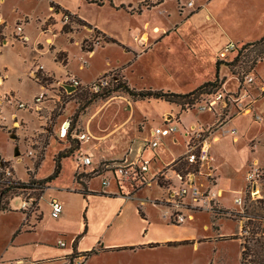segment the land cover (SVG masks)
<instances>
[{
    "label": "crops",
    "instance_id": "0c3cea01",
    "mask_svg": "<svg viewBox=\"0 0 264 264\" xmlns=\"http://www.w3.org/2000/svg\"><path fill=\"white\" fill-rule=\"evenodd\" d=\"M110 1L115 7L125 6V9L111 7L108 0H102V6L86 0L0 1V15L9 28L20 20H26L24 35L27 37L25 43L8 40L0 51V74L4 77L0 85V100L7 117L6 130L11 128L8 115L13 110L3 101L5 94H14L19 100L30 102L43 90H46L47 94L53 92L56 83L62 82L67 75L74 76L82 84H89L106 72L117 73L127 84L132 85L130 75L134 72L136 64L152 54L159 56L163 53L168 57L171 69H176L178 80L170 77L167 81L169 85L164 89L154 90L185 94L214 79L215 66L219 61L218 53L226 44L250 43L264 36L263 21V26H256V31H253L255 35L251 37L240 34L233 35L235 38L229 37L226 28L231 27V23L235 27L234 30L246 28L241 26L245 17H242V11L238 8V0H160L149 8L145 4H155L157 0ZM190 1L193 3L192 7L187 6ZM50 2L59 5L62 10L92 28L79 26L72 20L64 25L61 22V14L53 10ZM180 9L182 14L178 12ZM257 9L260 11L256 16L261 15L258 21L264 20V3ZM91 10L98 14L103 11L110 17L109 21L96 17ZM151 12L159 14L161 19L147 18L140 25H133L131 22L133 17ZM118 17L124 21L118 22ZM65 26L68 27L67 30L64 29ZM94 30L113 38L119 45L105 43L99 38L93 40ZM84 40L93 44L91 51L82 50ZM132 42L136 47L130 45ZM171 43H179L182 46L178 55L172 53L181 66L168 52L171 51ZM261 63L254 69L255 85L248 87L249 94L254 98L252 111L232 116L224 123L222 130H217L211 136V180L205 182L201 177L195 180L203 188L208 185L220 190L217 204L228 212L235 210L234 199L239 195L244 196L245 175L249 168L256 165L264 169V93L260 92V89L264 90V75L257 72ZM39 67H42L39 74L47 80L45 85L36 82L32 77ZM186 67L195 71L194 84L188 87L186 85L190 81L184 76ZM180 77L182 78L179 80ZM219 78L224 80V91H238L237 78L232 76L224 65L219 67ZM230 79L236 80V88L232 90L226 86ZM143 89L153 90L151 83ZM150 101L167 107L161 114V125L163 118L168 115L176 116L180 127H187L194 122L210 124L215 118L213 112H182L174 104ZM134 104L129 105V114L111 127L91 129L92 134L87 128L85 131L91 134L92 139L86 142L89 143L86 147L81 143L77 152L89 154L92 161L99 164L121 162L124 158L128 162L135 161L143 141L149 138L150 129L154 127L151 126L148 132H145L146 121H142L136 124L137 129L132 135L124 138L128 122L133 117ZM15 114L21 122V128L26 130L39 127L46 120L40 113L38 117L23 110H18ZM253 115L261 116L262 120L253 121ZM226 126L229 127L228 130L234 129L235 134H229L228 130H225ZM19 130L21 131H16ZM31 133L34 135V132ZM16 134L19 137L18 132ZM183 145L182 136L164 137L157 151L158 158L151 165V172L155 173L162 167L172 168V161L182 154ZM172 147H178L179 150L175 151ZM143 155L149 157L150 153L145 152ZM67 159L72 158L62 159L59 176L49 184L38 200L39 219L34 216L35 213L26 217L25 212L19 210L23 214L21 226L7 236L0 247V264H72V245L76 239L77 254L92 249L98 250V253L87 258L84 264H131L127 261L140 255H152L165 260L164 258L169 259L177 255L180 249L197 248L212 240H237L240 242L239 252L241 251V240L236 236V220L219 217L215 221L217 229L213 230L211 214L199 211L190 212V218L182 224H172L160 203L166 199L167 193L158 188L155 182L149 187L155 185L160 194L154 197L143 194V189L147 186L131 192L123 183L110 178L108 174L104 175L103 172L99 176L100 180L103 176L110 178L109 185L105 188L101 184V187H94L92 183L97 177L85 181L78 180L75 177L76 168H68V172L62 168L64 160ZM29 170L35 180L43 179L53 171L40 176V167ZM21 181L26 182L27 179ZM257 191L261 193L260 203H264V181L261 186H257ZM53 198L62 204L61 215L52 219L48 214L45 220L40 207L41 199L46 200L50 212L49 202ZM223 220L236 223L235 234L220 232ZM59 240L65 243L64 247L57 244ZM182 242L188 243L179 244Z\"/></svg>",
    "mask_w": 264,
    "mask_h": 264
},
{
    "label": "rangeland",
    "instance_id": "374dc122",
    "mask_svg": "<svg viewBox=\"0 0 264 264\" xmlns=\"http://www.w3.org/2000/svg\"><path fill=\"white\" fill-rule=\"evenodd\" d=\"M263 3L264 0H238V8L240 11H242V17H245L241 26L246 28L234 30L235 27L231 23V27L226 28L229 37L235 38L233 35L236 34L249 37L255 35L253 34V31H256V26H263L264 20L258 21L261 15L256 16L260 11L257 8L259 6H263ZM90 12H92V14L96 17H100L105 21H109L110 17L105 15L106 13L104 14L103 11L99 14L92 10ZM178 12L180 14L183 13L182 9H180ZM92 14L90 15L94 17ZM147 18L157 20L161 19L159 14L156 12H151L140 17H133L131 22L133 25H140L143 20ZM116 20L118 22L124 21V19L120 17H118ZM96 38L103 40L101 35H96L94 33L93 40ZM130 45L136 47L134 42H132ZM181 47L182 46L179 43H171V51L168 52L171 55L172 53H174V55H178ZM176 49L177 52H175ZM159 56L152 54L148 58L144 59L145 62L142 61L136 64L134 72L130 75V80L132 81L130 84L133 86L128 84L131 88H134L135 90H141L146 88V86L151 83L153 90L158 88L164 89L170 84L167 82L170 77L175 78L176 81L178 80L176 78V69H171L172 66H170V63L167 60L168 57H165L164 53L162 55L159 54ZM161 60L163 61L162 63ZM173 60H175L178 65H180L178 60L174 58ZM229 60L230 57L227 58L228 62ZM185 62L187 63V61ZM206 70L208 71L209 68H206ZM185 72V79L190 81V83L186 86H192V84H194L193 78L195 77V71L186 67ZM257 72L259 75H264V61L258 66ZM112 74H114V77L117 79L116 82H126L117 73ZM181 78L182 77H180L179 80ZM213 80L214 79H212V81ZM40 82L44 85L46 83L45 80H40ZM172 84H174V82ZM226 86L229 90L236 88V80L230 79ZM106 94L108 95L106 96ZM133 103H135L133 106V117H131L130 121L128 122L127 130L124 133V138L125 136L127 137L132 135L134 130L137 129L136 124H139L142 121H146L144 123L145 132H148L151 126H161V114L163 110L167 109V107L166 105L160 104L158 102H151L150 100L133 101L122 91H112V87L107 93L105 92V94L103 93L100 95H92L88 92L67 95L61 89L56 87L53 92L47 94L46 102L44 103L42 111L40 112V115L46 117V120H44L43 123L39 125V127L36 126L30 130L27 129L29 132L26 130V128H20L21 131H16L14 128L0 131V155L4 159L8 160L9 164L13 166L15 178L21 181L28 179L26 172L30 171L29 168L36 169L40 167L38 172L39 175H47L53 170V159L56 157V155L59 152L68 150L71 152L68 158L72 159L64 160L62 167L65 168L66 172H68V168H75L76 156L78 154L77 150H80L81 147V143L76 139L75 134L84 132L87 128L92 134L91 129L96 130L99 128H105L109 126L111 127L113 124L120 122L127 116V114H129V105H133ZM191 114L193 115V113ZM34 116L38 117L39 115ZM66 122H68V128L71 131V135L68 139L59 137L61 126ZM218 126L219 123H216L215 129ZM228 128L229 127L226 126L225 130H228ZM16 132H18L19 137H17ZM31 132H34V135ZM11 136L14 138H11ZM88 145L89 143H84L82 146L86 147ZM172 148L175 151L179 150L178 147ZM93 166L95 168L94 172L91 173L89 171L90 168H88L85 170L87 173L81 175L76 173L75 177L78 180H89L97 177L94 179L92 185L94 187H101V180L100 177H98V171L100 172L101 167L97 168L99 166V163L97 162H93ZM30 172L32 174V171ZM125 186L131 192L137 190V188H133L126 184ZM143 190V194L149 197H154L155 195L160 194V191L157 190L153 184L151 187H145ZM21 196H29L33 200L35 198L34 195L30 194L29 192L24 193ZM20 204L21 198L14 197L9 201L11 209L0 212V247L2 246L5 238L10 236L13 231H16L21 226L23 214H21L19 211ZM40 204L41 210L43 211L46 220V216L49 214L47 202L45 199H41ZM34 209V216L39 218L40 215L38 206L34 205ZM246 212L247 215L253 218L252 222L255 226H257L259 223L264 224L263 219L259 220V218H264L262 203H255L247 200ZM25 213L30 215L29 211H25ZM203 216L205 215L203 214ZM226 217L231 220H236L231 215H227ZM46 223L48 224V221ZM26 228L27 227H25V229ZM220 232L223 234H235L236 223L234 221L223 220L221 222ZM239 248L240 242L237 240H212L209 243L199 245L197 248L186 247L185 249H180L177 255H173L169 259L164 258L165 260H162L152 255H140L127 262H131V264H239Z\"/></svg>",
    "mask_w": 264,
    "mask_h": 264
},
{
    "label": "built area",
    "instance_id": "2783aa9c",
    "mask_svg": "<svg viewBox=\"0 0 264 264\" xmlns=\"http://www.w3.org/2000/svg\"><path fill=\"white\" fill-rule=\"evenodd\" d=\"M1 1V0H0ZM192 1L187 3L188 7H192ZM56 12V11H55ZM61 14V22L65 25L70 22L71 18L68 14L57 12ZM26 20L16 22L13 27L9 28L6 22L0 15V51L6 46L8 40L25 43L27 37L24 35V24ZM238 43L230 42L226 44L218 53V60H227L233 55ZM42 67H39L33 74V79L36 82L44 79V76L39 74ZM4 77L0 74V85ZM117 79L111 72H106L99 75L93 82L89 84H82L74 76L67 75L66 78L56 83V87L61 89L67 95L73 94L75 91L87 90L91 93H98L106 89L112 82ZM255 83V77L249 75L245 77L243 86L235 93H228L224 91L223 85L219 87L213 94L203 96L199 102L193 105L187 111H196L197 113L213 112L215 113L214 121L210 124L202 122H194L187 127H180L176 116L168 115L163 118L162 125L150 129L149 138L143 141L138 158L131 162L125 158L121 162H112L111 164L103 166V174H108L110 178L117 179L124 185H129L137 189L142 187H149L152 182L156 183L158 188L167 193L165 200L161 201V206L164 208L168 216V221L172 224H182L187 218H190V212H209L216 207L217 198L220 196V190L210 188L208 185L203 188L196 183V178L201 177L205 182H209L212 177V156L210 153V138L218 130H222L224 123L229 121L234 115L248 114L252 111V104L254 98L249 94L248 87ZM63 85H69L75 88L72 92H67ZM261 93L264 90L260 89ZM47 99V92L43 90L38 93L30 102H23L19 100L14 94H5L3 101L7 106L13 110L8 116L10 118L11 128L16 130L21 128V122L18 120L15 112L23 110L29 114L38 115L42 111V107ZM184 112V111H183ZM253 121L259 122L262 120L261 116L253 115ZM7 117L4 113L2 101L0 100V130H6ZM216 123L219 126L216 127ZM68 122L61 126L59 137L65 138L68 128ZM231 135L235 134L234 129L228 130ZM175 135L184 138L182 154L172 161V168H159L155 173L151 172V165L158 158V149L162 144V139L166 136L174 137ZM76 139L80 143L89 142L92 139L88 131L75 134ZM150 153L149 157H144V153ZM30 154V153H29ZM184 163L185 168H190L189 171H178L175 169V164ZM76 173L79 175L87 173L86 169L90 168V172H94L92 157L84 152H78L75 161ZM186 170V169H185ZM110 178L103 176L101 179V186L107 187L110 183ZM17 180L14 176V169L8 162L0 155V186L4 181ZM264 181V169L258 168L256 165L249 168L245 175L246 188L243 195H239L234 199L235 210L231 211L229 215L233 216L237 221L236 236L245 244L246 239L252 235L254 237H264V231L254 228L252 225L253 218L247 215L246 203L260 202L261 193L257 191V186H261ZM161 183L160 186L158 183ZM22 211H29L33 214L35 210L33 199L29 196H20ZM50 212L49 216L52 219L59 218L62 212V204L56 198L49 202ZM264 211V203H262ZM264 220V218H262ZM261 219V220H262ZM255 232V233H254ZM60 247H64L65 243L61 240L57 242ZM85 259L78 256L73 260L72 264H84Z\"/></svg>",
    "mask_w": 264,
    "mask_h": 264
},
{
    "label": "trees",
    "instance_id": "16d2710c",
    "mask_svg": "<svg viewBox=\"0 0 264 264\" xmlns=\"http://www.w3.org/2000/svg\"><path fill=\"white\" fill-rule=\"evenodd\" d=\"M86 1L89 3H95L97 6L103 5L102 0H97V1L86 0ZM108 1H109V5L115 9H125V6L115 7L111 3L110 0ZM159 1L160 0H157L155 4L147 3L145 4V6L149 8L151 6L156 5ZM50 6L56 12L61 11L65 14H68L71 20L74 21L77 25L86 27L89 29L92 28L86 22L80 20L77 17L71 16L67 11L62 10L59 5L53 2H50ZM64 29L67 30L68 27L65 26ZM94 33L96 35L97 34L101 35V37L103 38L102 41L105 43H114V44L119 45V43L116 40H114L111 37L106 36L105 34H102L101 32L97 30H94ZM92 47H93L92 43H88V42L86 43L85 40L82 42V50L89 52L92 50ZM226 61L227 60H222L216 63L215 77L213 81L206 82L202 84L201 86L197 87L196 89H194L193 91L185 93V94H179V93L162 91V90H151V89L135 90L134 88H131L126 82H120V81L111 83L112 84V85L110 84L111 86L109 85L106 89L101 90L98 93H91L87 90H81V91H75L73 94L88 92L92 95H100L103 93L105 94V92L107 93L108 90L112 87V91H122L123 93L127 94L133 101H140V100L163 101L168 104H174L178 106L182 112L183 111L185 112L186 109H190L193 105L197 104L203 96L213 94L219 87H221V85L224 84V80L219 78V66L220 65L226 66L230 74L237 78L238 83H239L238 89H240L243 86L246 76L254 75L255 80H256L254 69L258 63L264 61V36L254 42L238 43L236 45V50L234 51L233 55L230 56L229 62L228 61L226 62ZM42 80L47 81L45 78ZM107 95L108 94H106V96ZM70 135H71V131L69 130V128H67L65 138L68 139ZM69 154H71V152L68 150L59 152L56 155V157L53 159L52 173L43 179L35 180L32 176L33 173L31 174L30 171H27L26 173L28 175V179L26 182H23L20 180L4 181L0 186V212L10 210L9 201L12 198L20 197L24 193H28V192L34 195L35 197L33 200V205H37L38 200L44 194V191L49 187V184L59 176L60 170H61V160L68 158ZM111 163L112 162H104V163L99 164L97 168L101 167V170L100 172L98 171V177L103 172V166L111 164ZM185 167L186 165L184 163L175 164V169L178 171H189L190 168H185ZM158 184L162 186L160 182ZM229 213L231 212L225 211L218 207L212 210L210 214H211V221L213 224L212 225L213 230L217 229V226L215 225L216 219H218L219 217H226L227 215H229ZM25 214H26V217L29 216L27 213ZM261 219L262 218H259V220ZM252 225L254 228H257L260 231H264V224L259 223L257 224V226H255L254 223H252ZM76 241L77 239L74 241L72 245L73 250H74L72 254V258H71L72 261L78 256H82L86 260L90 256L98 253L97 249H92L88 252L77 254L75 252ZM186 243L188 242H182L179 244H186ZM72 261L70 260V262ZM239 264H264V237L263 236L254 237L252 235L250 238L246 239L245 244L241 243Z\"/></svg>",
    "mask_w": 264,
    "mask_h": 264
},
{
    "label": "water",
    "instance_id": "95a60500",
    "mask_svg": "<svg viewBox=\"0 0 264 264\" xmlns=\"http://www.w3.org/2000/svg\"><path fill=\"white\" fill-rule=\"evenodd\" d=\"M63 88L67 91V92H72L75 90L74 87L69 86V85H63ZM11 138H14L13 136H11ZM16 153V152H15ZM17 154V153H16Z\"/></svg>",
    "mask_w": 264,
    "mask_h": 264
}]
</instances>
